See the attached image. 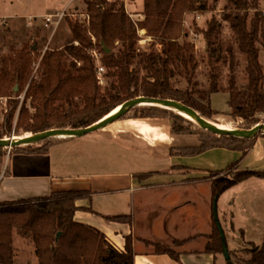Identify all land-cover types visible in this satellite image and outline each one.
I'll return each instance as SVG.
<instances>
[{"label": "trees", "instance_id": "obj_1", "mask_svg": "<svg viewBox=\"0 0 264 264\" xmlns=\"http://www.w3.org/2000/svg\"><path fill=\"white\" fill-rule=\"evenodd\" d=\"M86 1V23L82 26L71 22L74 40L78 44L73 42L64 51H48L41 61L42 69L31 82L34 71L32 54L22 49L15 56L2 58L0 97L13 98L14 101L9 112L4 114V121L0 119V138L25 136L22 133L33 134L54 128H83L141 96L182 101L208 121L219 124L216 115L220 112L212 108V95L222 91L230 96L228 115L234 119L235 127L248 129L263 120L264 63L261 57L264 49V11L261 0H228L222 12H215L205 26L197 28L203 34L207 47V58L211 65L210 83L202 80L203 64L197 55L195 43L189 38L179 40L176 37L181 30L184 13L208 8L207 0H202L204 3L201 5L197 4L201 0H145L146 18L141 24L160 38L163 48L162 52L152 50L147 53L137 48L139 32L132 17L127 14L124 3L119 0ZM224 29L231 32L228 39L222 36ZM104 46L110 50L108 53ZM92 48L103 50L102 62L108 68L104 76L112 79L111 85L104 89L97 78L90 53ZM68 55L73 57L70 66L74 70L66 67L64 58ZM240 56L244 57V61L239 59ZM221 63L228 65L230 70L228 87L220 85L218 80L217 67ZM241 67L247 80L242 85L238 79ZM26 88L24 103L16 120L20 104L18 96ZM136 109L133 107L124 117L129 118ZM157 112L168 113L173 119L174 134L191 133L184 121L200 127L199 123L173 108L152 104L142 106V115L146 116L141 117L149 118ZM132 116L139 117L138 114ZM201 129L209 133L210 136H206L209 142L204 139L198 150L186 146L176 152L172 149V155H199L206 149L216 147L247 154L257 139V136L240 138L214 133L202 126ZM260 136L264 138V133ZM67 138L43 140V146L33 149H29L31 146H17L14 151L48 153L52 144ZM7 149L0 147V167ZM153 174L151 171L134 175L144 180ZM251 177L264 179V170L237 169L230 179L212 182V196L216 199ZM84 193L68 190L49 196L0 202V264L14 263L15 227L33 237L38 264H134L136 250L132 235L126 236V249L118 250L109 242L105 232L75 220L74 214L80 209L77 200ZM105 217L115 222H134L133 214ZM212 229L207 250L218 255L223 252V235L215 216ZM151 244L156 252L170 254L179 260V254L164 242L152 240ZM231 255L234 256L233 253ZM243 261L247 264H264V250L256 251L252 259Z\"/></svg>", "mask_w": 264, "mask_h": 264}, {"label": "rangeland", "instance_id": "obj_2", "mask_svg": "<svg viewBox=\"0 0 264 264\" xmlns=\"http://www.w3.org/2000/svg\"><path fill=\"white\" fill-rule=\"evenodd\" d=\"M112 2L113 0H109ZM124 3L127 14L132 17L133 14L135 20L138 21L140 32L138 49L141 52H150L155 50L162 52L163 48L161 40L158 36L151 34L141 24L145 20V0H119ZM228 0H207L208 8H198L195 12H185L181 24V30L177 33L176 37L182 40L189 38L195 43L197 47V55L203 64L201 69V77L205 83H210L211 65L207 58V47L205 46L203 34L197 31L198 27L205 26V22L211 19L214 13L222 12V9L227 6ZM5 6L2 13L3 15H13L14 22L12 25H8V22L0 20V66L2 65V58L4 56H15L20 50L24 49L28 53L32 54L34 68L32 78L35 77L41 68V61L48 51H64L66 46L75 43L74 34L72 33L71 22L78 23L83 26L87 17V1L86 0H1L0 2ZM204 1H200L197 4L201 5ZM261 9L264 11V0H261ZM58 14L64 13L63 19L58 24L52 22L49 27H44L43 18L40 16L43 14ZM39 15L37 20L33 24L28 25L30 16ZM34 18V17H33ZM140 20V21H139ZM10 22V20H9ZM12 22V21H11ZM194 24V26H192ZM190 33V34H189ZM188 34V35H187ZM187 35V37H186ZM231 35L230 30L224 29L222 34L224 39H228ZM205 56V58H204ZM244 61V57H239ZM66 67L71 68L73 57L68 55L64 58ZM261 61L264 63V49L261 57ZM105 74L108 68H105ZM244 68L241 67L239 72V84H245L246 79L243 72ZM145 74V72H143ZM229 67L225 64H219L217 67L218 80L220 85L228 87L230 85L229 79ZM112 79L103 75L101 87L104 89L106 86L111 85ZM29 85V83L27 84ZM28 88V87H27ZM26 90L18 96L20 104L16 113V120L21 106L24 103ZM230 96L226 92H215L212 95V108L220 112L216 115L219 125L228 128H237L234 125L235 121L228 114L230 112L229 107ZM13 98L0 97V119L4 121V114H7L12 106ZM30 105L31 101L28 100ZM142 106H136L134 115L138 114L139 117L131 116L120 117L115 122L108 126L101 128L97 131L84 134L83 136L73 137L66 141L52 144L50 146L49 153H29L26 151H14L15 148L7 149V155L5 156L1 169L0 179L2 176L9 174L12 171L14 173H44V174H76L91 173L100 174L104 173L112 175L117 180V185H114L116 189L107 190L103 197H98L96 209H102L105 213L113 212L120 214H134L141 215L137 218L138 226L140 224L151 226L150 219L154 217V211L146 217V214L140 213L141 204L160 203L164 204L163 211H159V214L167 216L163 220L162 224L166 226L161 227V230L168 229L175 231L176 233L192 234L201 233L203 231L204 223H200V215H206V211H210L215 219H218L219 224L224 230L225 238L229 239L230 247H235L236 244L244 245L247 242L243 250H230L228 246L229 255L220 252L222 257H226L224 264H247L243 260L252 259L253 254L256 251L264 250V179L251 177L248 181L237 184L233 188L223 192L216 199L212 196V182L219 179H230L233 173L239 169L237 163L239 161L233 160L225 167H218L210 170L205 178L200 182H191L183 184H168L164 188H153L151 191H142L138 194H132L129 191L120 189L124 184H127L123 179H129L130 175L134 176L137 173H165L167 171H181L183 168H190L192 166L182 164L177 161L173 163V157L171 150L180 151L182 148L193 147L198 150L202 147L203 140L206 136H210L208 132L204 131L198 126H194L190 122L184 121L185 126L191 130L190 134L177 135L172 131L173 119L168 113L157 112L152 114L151 117H141ZM118 108V107H117ZM263 120L260 122H264ZM141 124H147L155 126L154 129L148 133L144 131ZM165 134V136L162 135ZM260 133L257 135L255 147L249 150L247 154L243 153V169H255L264 170V157L254 160L253 149H264V138ZM22 135L30 136L31 133H22ZM160 135V136H159ZM14 136V135H13ZM18 136V135H17ZM15 136V137H17ZM206 137V138H205ZM70 138V137H68ZM209 142V141H208ZM45 143L43 141L36 142L31 145L29 149H33L35 146L40 147ZM257 145L259 146L257 148ZM218 148V147H216ZM216 148L206 149L204 152L215 150ZM252 151V152H251ZM202 153V152H201ZM252 153V154H249ZM264 154V151H261ZM195 156V155H184ZM248 157V159H246ZM250 158V159H249ZM257 158V157H256ZM201 158L195 159L196 165H200ZM174 164V166H173ZM225 165V164H222ZM205 168V166L200 165ZM203 171L191 173L192 176L200 177ZM190 174V173H189ZM121 175V176H118ZM164 175V174H161ZM147 195L150 199L144 197ZM220 198V199H219ZM101 199V200H100ZM171 200H179L183 205L188 208L178 213L177 210H169V203ZM18 201V200H17ZM14 202V201H6ZM111 203L118 206V208L111 205ZM136 203V204H135ZM134 205L136 208L134 210ZM253 207V216L247 217L245 209L247 207ZM170 211V212H169ZM238 214V222L235 227L237 230H231L230 218L233 212ZM173 212V213H171ZM110 214V213H109ZM159 221V215L154 217ZM136 219V218H135ZM190 221V226L185 227V231L182 232L184 223ZM135 222V220H134ZM169 224L174 222V227H168ZM187 224V223H186ZM241 225L246 230H240L237 226ZM151 230V228H150ZM199 230V231H196ZM152 231V230H151ZM244 232V233H243ZM14 242L13 247L15 251V258L13 264H38L39 258L35 250L33 237L21 228L15 227L13 229ZM159 234V233H158ZM154 235L152 238H141V242H137L136 245L142 250L152 251L155 250L152 240H160L168 248H171L176 254H180L181 251L187 247L182 240L167 236L165 233ZM245 234V235H244ZM153 235V234H152ZM148 237V236H147ZM146 240V241H145ZM210 241V238L204 240L201 239L193 242L195 246H205ZM149 242V243H147ZM190 246V245H189ZM208 247V245L206 246ZM136 250V248H135ZM231 253L234 254L231 255ZM241 261V263H239Z\"/></svg>", "mask_w": 264, "mask_h": 264}, {"label": "crops", "instance_id": "obj_3", "mask_svg": "<svg viewBox=\"0 0 264 264\" xmlns=\"http://www.w3.org/2000/svg\"><path fill=\"white\" fill-rule=\"evenodd\" d=\"M1 2V0H0ZM5 6H3L0 3V12L3 11ZM46 14H43L41 16H44ZM38 17L39 15H33L32 17ZM40 16V17H41ZM13 15H3L0 13V20H4L5 22H8V25H12L14 22V18H12ZM10 20V22H9ZM31 20V19H30ZM37 20V19H34ZM12 21V22H11ZM33 22H28L30 24H33ZM143 126L150 127L151 129H154L155 126H151L150 124H141L140 128H143ZM148 133V132H147ZM150 133V132H149ZM163 136H165L164 133H162ZM160 136V135H159ZM68 139V138H67ZM66 139V140H67ZM71 139V138H70ZM65 140V141H66ZM63 142V141H62ZM256 143V142H255ZM255 145V144H254ZM256 146V145H255ZM254 146V147H255ZM259 146L257 145V148ZM258 149H253V156L254 160H257L258 158L261 159L264 157V154L261 153V151H264V149L257 151ZM172 151V150H171ZM50 152V151H49ZM48 152V153H49ZM252 152V151H251ZM252 154V153H249ZM172 155V152H171ZM243 153L241 151L237 150H229L226 148H216L215 150L207 151L199 153V155L195 156H184V155H172L173 157V163H176L177 161L184 163L185 165L192 166L193 168H183L185 170L179 171L173 170V171H167L165 173H158L153 174L147 179H139L137 177L130 175L129 179H123V181L127 184H124L120 189H123L125 191H129L132 194H138L142 191H151L153 188H164L168 184H183V183H191V182H200L202 179H208L210 181L213 180L211 178H205L204 176L207 175V173L212 170L216 169L218 167H225L229 163H232L233 160L239 161L237 163V166H239L240 170H246L243 169V159L241 161V158ZM257 157V158H256ZM201 158L200 165L205 166V168L200 167V165H196L195 159ZM248 159V157L246 158ZM250 159V158H249ZM225 164V165H222ZM174 166V164H173ZM238 169V168H236ZM199 172L200 170L203 171L202 176L195 177L192 176L194 172ZM255 170V169H252ZM190 173V174H189ZM164 174V175H161ZM121 176V175H118ZM116 177L110 176L104 173L100 174H91V173H84L80 175L76 174H44V173H12L6 174L5 176H2L0 179V202L2 201H17L18 199L23 198H33L35 196H49L51 193L54 192H68V190H77V191H85L84 195L78 198L77 200V206L80 207L74 214L75 220L81 223H87L89 225L94 226L95 228L99 229L101 232H105L107 235V238L109 242L118 250L124 251L125 243H126V236L132 235L134 237V247L136 248V255L134 258V264H224L226 261V257H222L220 254L215 255L207 250V245L199 247L193 245V242H196V240L201 239V237L206 240L209 238V235L213 231V214L210 211H206V215H200V223H204L203 225V231L201 233H192V234H185L182 235V233H176L175 231L164 229L161 230V227L166 226L165 224H162L163 220L167 218V216H163L162 214H159V211H163L164 204L160 203H151L141 204V211L140 213L146 214L148 217L149 214L154 211L153 216L159 215V221L156 220L154 217H151L150 224L151 226L140 224L138 226V220L137 218L141 217V215L138 216V214H134L133 216L135 222L132 224L124 223V222H115L107 219L106 215H118L120 213L108 212L105 213L102 211V209H96L97 199L98 197H105L104 195L107 192V190L116 189L114 185H117V180H115ZM257 178V177H256ZM250 179V178H249ZM262 179V178H260ZM248 181V180H247ZM246 182V181H244ZM243 183V182H241ZM240 184V183H238ZM237 185V184H236ZM234 185V186H236ZM233 188V187H232ZM231 189V188H230ZM229 190V189H228ZM227 191V190H226ZM147 199H150L147 195L144 196ZM220 199V198H219ZM101 200V199H100ZM136 204V203H135ZM114 206L115 208L118 206L111 203L110 206ZM169 210L174 211L177 210L178 213L182 214V211L184 212L185 209L188 210L186 205L181 203L179 200H171L169 203ZM90 207V208H89ZM89 208V209H87ZM136 208V205H134V210ZM91 209L93 211H91ZM247 217L253 216V207H247L245 209ZM170 212V211H169ZM233 212V211H232ZM110 213V214H109ZM173 213V212H171ZM136 218V219H135ZM238 222V214L233 212V215H231L230 218V228L231 230H237L235 227L236 223ZM187 223V224H186ZM184 223L182 232L185 231V227L190 226V221ZM168 227L172 226L174 227V222L171 224L166 223ZM151 228V230H150ZM240 230H246V228L242 227L241 225L237 226ZM199 231V230H196ZM160 233H165L167 236H171L174 238H179V240H182L184 245L187 244L185 249L181 251L179 254V260L173 258L170 254L165 253H158L155 250L148 251V250H142L139 247H137L136 243L141 242L143 238L150 239L152 236L157 235ZM244 233V232H243ZM153 234V235H152ZM158 234V235H159ZM245 235V234H244ZM148 236V237H147ZM142 238V239H141ZM163 242V241H162ZM165 242V241H164ZM226 243L229 246L230 250H243L246 248L244 245L247 242H244V245L236 244L235 247H230L229 245V239L226 238ZM190 245V246H189Z\"/></svg>", "mask_w": 264, "mask_h": 264}, {"label": "water", "instance_id": "obj_4", "mask_svg": "<svg viewBox=\"0 0 264 264\" xmlns=\"http://www.w3.org/2000/svg\"><path fill=\"white\" fill-rule=\"evenodd\" d=\"M104 50L108 53L110 50L106 46H104ZM157 105L161 107H169L177 110L180 114H190L195 122L199 123L203 128L210 130L211 132H216L223 135H230V136H236L240 138H248V137H254L259 135L260 133H264V122L258 123L252 128L248 129H242V128H228L225 126H221L219 124H214L207 119L203 117V115L196 110H194L192 107L187 105L184 102H180L175 99L170 98H160V97H136L133 98L131 101H128L118 108L115 109V111L111 112L110 114L106 115L105 117L99 119L98 122L93 123L89 126L83 127V128H54L50 129L49 131L44 132H38L33 133V135L30 136H12L11 138H0V147L4 146L8 149L15 148L17 146H23V145H31L36 142H40L43 140H50L52 138H66V137H77V136H83L84 134L97 131L101 128H104L108 126L109 124L116 121V119L124 116V114L128 113L130 110H132L133 107L140 106V105ZM220 225V224H219ZM222 228V227H221ZM223 235V253L228 257L229 255V249L228 245L226 243V238L224 234V230L222 228L221 230Z\"/></svg>", "mask_w": 264, "mask_h": 264}, {"label": "built area", "instance_id": "obj_5", "mask_svg": "<svg viewBox=\"0 0 264 264\" xmlns=\"http://www.w3.org/2000/svg\"><path fill=\"white\" fill-rule=\"evenodd\" d=\"M132 17L133 14H131ZM63 16H64V13L61 14V13H58V14H48L47 15H44V16H41V18H43V24H44V27H49L52 22L53 24L56 23L58 24L60 22V20L63 19ZM30 22H33L35 21L34 19H37V18H30ZM133 21L135 22L136 24V27H137V31L140 32V27H139V24H138V21L135 20V18H132ZM140 21V20H139ZM140 42L142 40H139ZM90 53H91V56L93 58V61H94V64H95V67H96V71H97V78L101 81L102 78H103V75L105 74V71H106V66H104L103 62H102V58L104 56V52L103 50L99 49V48H92L90 49Z\"/></svg>", "mask_w": 264, "mask_h": 264}, {"label": "bare ground", "instance_id": "obj_6", "mask_svg": "<svg viewBox=\"0 0 264 264\" xmlns=\"http://www.w3.org/2000/svg\"><path fill=\"white\" fill-rule=\"evenodd\" d=\"M122 107V106H121ZM185 115H188V116H190V117H192L190 114H187V113H184ZM144 131H146V132H149L150 130H152L150 127L148 128L147 126H144Z\"/></svg>", "mask_w": 264, "mask_h": 264}]
</instances>
